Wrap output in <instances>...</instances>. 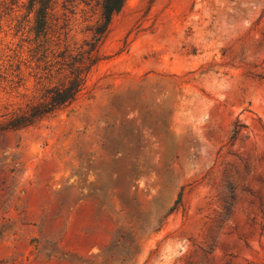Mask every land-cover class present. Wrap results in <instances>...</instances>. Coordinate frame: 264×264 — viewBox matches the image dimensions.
Wrapping results in <instances>:
<instances>
[{
	"label": "rangeland",
	"instance_id": "obj_1",
	"mask_svg": "<svg viewBox=\"0 0 264 264\" xmlns=\"http://www.w3.org/2000/svg\"><path fill=\"white\" fill-rule=\"evenodd\" d=\"M100 0H0V264H264V0H127L77 98ZM86 3L88 5H86Z\"/></svg>",
	"mask_w": 264,
	"mask_h": 264
},
{
	"label": "trees",
	"instance_id": "obj_2",
	"mask_svg": "<svg viewBox=\"0 0 264 264\" xmlns=\"http://www.w3.org/2000/svg\"><path fill=\"white\" fill-rule=\"evenodd\" d=\"M69 1V0H68ZM127 0H100V17L92 29V39L86 44L87 49L79 51L67 64L69 69L68 81L58 87L46 91V101L34 106L28 116L15 120L13 128L27 127L54 114L60 108L70 105L77 98L85 85L92 70L104 60L101 47L108 38L109 28L113 18L118 15L126 5ZM52 0H29V13L35 11L36 17L32 32L35 35L37 51H49L50 45V10ZM86 5H88L86 3Z\"/></svg>",
	"mask_w": 264,
	"mask_h": 264
}]
</instances>
